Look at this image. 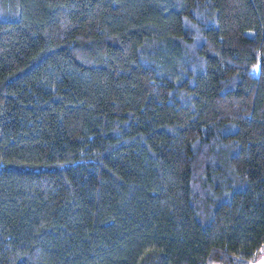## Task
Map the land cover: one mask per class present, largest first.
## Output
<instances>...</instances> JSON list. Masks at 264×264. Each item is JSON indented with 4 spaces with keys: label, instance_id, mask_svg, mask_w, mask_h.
I'll list each match as a JSON object with an SVG mask.
<instances>
[{
    "label": "trees",
    "instance_id": "1",
    "mask_svg": "<svg viewBox=\"0 0 264 264\" xmlns=\"http://www.w3.org/2000/svg\"><path fill=\"white\" fill-rule=\"evenodd\" d=\"M264 253V0H0V264Z\"/></svg>",
    "mask_w": 264,
    "mask_h": 264
},
{
    "label": "water",
    "instance_id": "2",
    "mask_svg": "<svg viewBox=\"0 0 264 264\" xmlns=\"http://www.w3.org/2000/svg\"><path fill=\"white\" fill-rule=\"evenodd\" d=\"M251 264H264V253L258 260H256L255 262Z\"/></svg>",
    "mask_w": 264,
    "mask_h": 264
}]
</instances>
